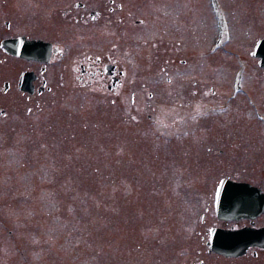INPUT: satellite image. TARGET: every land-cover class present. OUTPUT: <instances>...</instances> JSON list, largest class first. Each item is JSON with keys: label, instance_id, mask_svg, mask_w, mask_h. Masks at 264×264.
<instances>
[{"label": "rangeland", "instance_id": "374dc122", "mask_svg": "<svg viewBox=\"0 0 264 264\" xmlns=\"http://www.w3.org/2000/svg\"><path fill=\"white\" fill-rule=\"evenodd\" d=\"M77 1L106 11L113 5L146 23L126 29L132 51L119 96L68 79L62 86L59 72L51 91L28 97L14 86L3 92L0 264H188L198 249L204 257L200 237L207 238L220 180L229 174L252 182L264 163V69L252 54L264 39V0H221L233 24L226 44L233 52H226L228 61L211 63L197 61L204 36L215 33L208 0H0V20L13 22L10 34L32 35H38L32 24L50 21V36L60 39L55 29L67 24L61 11ZM101 31L64 34L73 37V49L102 48L108 41ZM159 34L195 50L180 58H198L192 75L179 64L175 94H162L165 75L152 60L155 52L137 50ZM25 66L9 57L2 80L14 85L10 72ZM240 72L243 83L235 90ZM195 79L215 93L206 88L210 95H193ZM132 93L144 102L138 110Z\"/></svg>", "mask_w": 264, "mask_h": 264}, {"label": "flooded vegetation", "instance_id": "af4514ba", "mask_svg": "<svg viewBox=\"0 0 264 264\" xmlns=\"http://www.w3.org/2000/svg\"><path fill=\"white\" fill-rule=\"evenodd\" d=\"M208 2L213 15L211 0H208ZM218 2L220 13L227 21L226 27L228 29V34L222 44H214L218 30L213 15L215 33L212 36L208 35L207 39L206 35L204 36L206 42L201 46L204 51H202L199 60H197L203 63H211L212 61L217 62V60L219 62L220 60L225 61L227 60L226 52H233L230 51L232 49L228 48L226 45L227 40L233 38V24L230 20L228 12L224 9L223 4H221V0H218ZM110 3H113V0H110ZM117 11L116 6L113 5H111L106 11L105 9L102 10L98 7H91L77 1L71 8L61 11V16L67 24H64L63 26L60 25L58 26V29H55V32L59 35L63 34V37L60 39H53L50 36L52 32L50 21H47L43 26H41L42 28L37 26V24H32V30L34 31L35 28L38 30V35H32L30 33H21L19 31L10 34L9 31H12L13 29V22L10 20H0V116L7 114V111L2 105V95L4 91H9V89L11 90L14 86H16L22 95H27L28 97L42 94L45 91H51L53 87L50 81H53L54 78H56L58 72L60 77L59 84L61 83L62 86L66 85L68 79L70 82L74 81L80 86L107 89L110 93L119 96L120 91L124 90L129 72L124 62L126 59L130 58L132 51V46L129 45L131 37L126 33V29L132 28V26L144 25L146 22L141 19L134 20L133 22V20L131 21L128 19V16L125 13ZM64 28L71 30L72 33L77 36L86 35L90 31L102 33L101 29H103L104 33L102 35L104 36L102 37L108 41L109 46L107 45L101 48L99 44H79L76 46L77 49H73L68 44L73 40V37L68 34H64ZM19 39L24 42H39L31 49H36L40 56L45 59H28L11 55L5 51L4 43L6 41H16ZM103 39L101 38L100 40ZM20 43L16 46V49L20 51L25 50ZM143 44V47H141L140 50H137L140 51V54L143 56H145L149 51H151V53L155 52L152 60L160 67V70L164 72V80L166 83L162 82L159 85L160 87L164 86L162 88H165L162 94H169L166 91L174 93L176 90V83H178H175L177 80L176 76L182 73V71L178 69L179 64H181V66H185L187 64L189 66L190 75L196 73L195 71L197 67L195 66V62L197 56L195 54H193L192 57H190V55L187 57L182 55L183 57L180 58L179 54L181 52L185 53L186 51L184 45H180L178 40L175 42L169 37L166 38L164 34H159V36L151 44H148L147 42H143ZM106 47L108 49L107 51H104ZM213 50H218V56L219 54L220 56L224 54L223 59H220L218 56L212 58L211 51ZM194 51H187L186 53L188 54ZM144 52L145 54H143ZM9 57L15 58L17 64H23V62L26 63V66L21 69L18 74L16 73L15 68H13L14 71L10 70L13 71L10 73H12L16 79V83L14 85L11 80H2L4 76V74H2V66ZM204 67L206 68V64ZM170 71L173 72L172 75H169ZM223 71H227L226 67L219 71L220 75L218 76V79L219 83L222 85L226 84V81L228 80L227 76H223ZM205 72L209 74L211 73L209 67L206 68ZM242 80V73L240 76H234L232 83L233 86L235 85V90H239L241 88L243 83ZM189 84L191 86L189 87V92L192 91L191 93L193 95H198L199 93H202L204 96L210 95L207 93L206 88H209V91L211 90V94L215 93L214 87L209 85V83H200L195 79L190 81ZM23 85L25 87H23ZM21 88L30 89H27L28 91H24V89L22 90ZM142 93L146 94V92ZM139 94L141 93L139 92ZM147 95L152 97L153 93L149 92ZM138 96V93H132L130 96L133 106L136 105V101H139L137 104V110L144 104L142 99H140V97L138 98ZM257 115L259 117L262 116L259 111H257ZM239 137L241 138V135L237 138L239 139ZM211 149L212 148L210 147L208 148L210 151ZM261 165V172L257 169L258 172L252 173V182L244 180V178L234 179L229 174L222 178L251 184L258 190V195L262 198V201L257 196H251V199L254 198L253 200H255L254 208L246 209L244 211L231 210L233 215L235 213L237 214L234 217H230L226 210H222L221 217H219L216 213V209L213 208L212 222L206 226L204 232L207 235V238L205 239L204 235H201L200 237L203 246L205 247L204 257H202L203 250L198 249V254L194 256L195 259L190 260L188 264H264V163ZM260 201L262 204L259 207ZM209 209L210 208H207L208 211ZM206 221L207 218H205L204 214V217L200 220V222L205 224ZM213 229H220L223 231H249V233L247 236H242L236 240V243L239 246L237 254L229 255L213 251L210 248Z\"/></svg>", "mask_w": 264, "mask_h": 264}, {"label": "water", "instance_id": "95a60500", "mask_svg": "<svg viewBox=\"0 0 264 264\" xmlns=\"http://www.w3.org/2000/svg\"><path fill=\"white\" fill-rule=\"evenodd\" d=\"M19 43L25 48V50L20 51L16 49V46H18ZM36 44H38V42H28V41L24 42L23 40L21 41V39L16 41L8 40L4 43V48L9 53L17 56L40 59V57L42 56H40L38 51H36V49H31ZM29 45L31 46L30 48ZM253 56L260 58L259 64L262 68H264V39L258 41L255 50L253 52ZM23 87L25 86L23 85ZM26 89H30V88H26ZM230 186L234 187L233 188L234 192L237 191L240 188V186H243L246 189L253 191L255 194H252V196H257L262 201V198L258 195V190L255 187H253L251 184L223 179L217 188L216 196H215V208H216V213L219 217H221L222 208H226L224 203L226 202L227 196L229 195L228 192L230 191ZM261 201L259 207L262 204ZM248 233L249 231H223L220 229H213L211 235L210 247L212 250L219 253H224L229 255L237 254L239 246L237 245L236 240L241 238L242 236H247Z\"/></svg>", "mask_w": 264, "mask_h": 264}, {"label": "bare ground", "instance_id": "6f19581e", "mask_svg": "<svg viewBox=\"0 0 264 264\" xmlns=\"http://www.w3.org/2000/svg\"><path fill=\"white\" fill-rule=\"evenodd\" d=\"M31 46L29 45V48ZM229 181H233L231 179H228ZM233 186H230V191L228 192V196H227V200L224 203V205L226 206V208H222V210H226L227 214L230 217H234L237 214L235 213L234 215L232 214L233 212L231 210H235V211H244L246 209H252L254 208V203L255 200L251 199L252 194H255L253 191L246 189L243 186H240V188L238 189L237 187V191H233ZM250 199V200H249ZM216 209V208H215Z\"/></svg>", "mask_w": 264, "mask_h": 264}]
</instances>
